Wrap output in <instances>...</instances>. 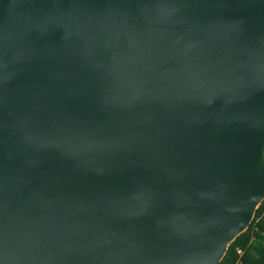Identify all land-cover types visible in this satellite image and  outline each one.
Wrapping results in <instances>:
<instances>
[{"label":"water","instance_id":"obj_1","mask_svg":"<svg viewBox=\"0 0 264 264\" xmlns=\"http://www.w3.org/2000/svg\"><path fill=\"white\" fill-rule=\"evenodd\" d=\"M263 145L264 0H0V264H218Z\"/></svg>","mask_w":264,"mask_h":264},{"label":"trees","instance_id":"obj_2","mask_svg":"<svg viewBox=\"0 0 264 264\" xmlns=\"http://www.w3.org/2000/svg\"><path fill=\"white\" fill-rule=\"evenodd\" d=\"M218 264H264V199L246 230L228 245Z\"/></svg>","mask_w":264,"mask_h":264},{"label":"bare ground","instance_id":"obj_3","mask_svg":"<svg viewBox=\"0 0 264 264\" xmlns=\"http://www.w3.org/2000/svg\"><path fill=\"white\" fill-rule=\"evenodd\" d=\"M264 162V145L262 147L261 157H260V164Z\"/></svg>","mask_w":264,"mask_h":264}]
</instances>
